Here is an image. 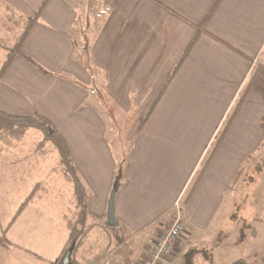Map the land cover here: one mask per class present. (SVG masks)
Returning <instances> with one entry per match:
<instances>
[{"label":"crops","instance_id":"0c3cea01","mask_svg":"<svg viewBox=\"0 0 264 264\" xmlns=\"http://www.w3.org/2000/svg\"><path fill=\"white\" fill-rule=\"evenodd\" d=\"M260 65L264 0H0V112L51 121L88 188L90 211L102 218L89 217L73 264H139L179 198L177 256L198 250L195 264H218L232 252L231 188L247 158L264 150V102L248 88ZM117 114L132 128L120 160L107 136ZM5 163L0 202H16L0 221L12 243L0 244V264H55L69 241L64 217L74 194L53 215L44 193L29 190L39 180ZM22 181L28 187L17 195ZM117 182L119 225L111 228Z\"/></svg>","mask_w":264,"mask_h":264},{"label":"rangeland","instance_id":"374dc122","mask_svg":"<svg viewBox=\"0 0 264 264\" xmlns=\"http://www.w3.org/2000/svg\"><path fill=\"white\" fill-rule=\"evenodd\" d=\"M110 118L112 120H108L107 122V136L115 150L116 159L120 160L121 154L118 150L121 151V148L118 145L124 142V148L127 150L130 148L129 142L125 143V141L128 138V133L131 131L130 129H132L131 122H127L121 114L111 116ZM22 134L23 130L16 131L10 137L11 145L0 142V177H2L0 188L4 189L8 187L6 185L7 181L4 180V176H7L8 173L7 168L5 169V165L7 166L5 162H17L14 165L16 167L21 166L22 171L28 173V182H30V177L34 176V178L39 180V187L37 188L32 185L29 187V190L33 187L34 189L31 193L41 194L43 192L46 196L43 203L54 215L61 210V204L66 203L68 199H72L73 186L60 170L59 155L55 148L50 143H46L44 148H39V143L43 140L42 134L34 129L29 130L23 137H21ZM9 146L18 147L10 150L7 148ZM257 167L263 168V171L258 172ZM244 169V173L241 175L239 181L234 183L231 188V194L235 195L236 199L231 212V214L233 213V217L227 223L229 229L234 234L230 244H234L235 248H226L232 252L228 256L224 255L221 258L219 256L220 262L218 264H227L229 259L238 258L246 259L249 262L248 264H255V258H251L254 255H258L257 259L261 263L264 262V150L249 156ZM118 171L119 176V167ZM27 187L22 181V186L17 195L23 194L24 188L26 189ZM12 199L1 200L0 221L6 222L10 217V211L16 202V200ZM8 205H13L11 210L8 208ZM167 222H164V227H167L169 224ZM94 237L95 232L92 231L89 239L93 241ZM88 244H90L89 241H87ZM226 249L223 248L220 253H224ZM197 264L208 263L204 259L199 258Z\"/></svg>","mask_w":264,"mask_h":264},{"label":"trees","instance_id":"16d2710c","mask_svg":"<svg viewBox=\"0 0 264 264\" xmlns=\"http://www.w3.org/2000/svg\"><path fill=\"white\" fill-rule=\"evenodd\" d=\"M197 40H198V36H196L192 41V43L190 44L183 59L186 58L190 49L193 47V45L196 43ZM85 51L86 52L88 51L87 45L85 46ZM13 59H14V52H11L8 61L4 66L3 71L6 70V68L12 62ZM248 88L259 94L264 102V65H260L256 68L254 74L252 75L249 81ZM261 128L264 131V117L261 121ZM31 129L40 132L43 136V140L39 143V148L41 147L44 148L46 143H50L58 152L60 170L63 176L67 178L69 183L73 186L74 208L73 209L69 208L68 213L64 217L66 226L70 232L69 241L63 255L61 256V258L58 259L57 262H55V264H62L63 257L67 252V250L70 249L71 246L73 245L75 247L78 241L86 234L87 221L89 217H95L96 219H100V220L102 218L93 214L90 211L88 188L83 181L82 175L78 167L75 165V162L72 158V155L69 151V148L64 138L60 135L58 130L53 126L51 121H49L47 118L37 113L31 117H17L0 112V142L11 145L12 142L10 140V137L13 136L16 133V131L23 130V134L21 136L23 137ZM125 157L127 158V154L125 155ZM124 163H125L124 161L120 163L119 165L120 170L123 169ZM262 169L263 168L261 167H257L258 172H262L263 171ZM244 170H245L244 168H241L239 170V172L235 177L234 183H237L239 181L241 175L244 173ZM36 187L38 188L39 185H36ZM30 199H32V197L29 198L27 202H25V204L21 206L13 221H15L18 215H20L22 210L29 203ZM13 221L11 223H13ZM7 229L3 230L0 234V244L8 249L12 246V243L7 237ZM198 253H200L198 250H189L182 256L181 258L182 263L195 264V257ZM202 253L205 255L207 259L212 260L211 254H209V252L203 251ZM251 258L257 259L258 255H254ZM71 264H73L72 260H71ZM232 264H248V262L246 259H238L235 260Z\"/></svg>","mask_w":264,"mask_h":264},{"label":"built area","instance_id":"2783aa9c","mask_svg":"<svg viewBox=\"0 0 264 264\" xmlns=\"http://www.w3.org/2000/svg\"><path fill=\"white\" fill-rule=\"evenodd\" d=\"M175 209L173 218L147 248L139 264H183L176 254V248L185 231L182 219L183 204L180 198L175 202Z\"/></svg>","mask_w":264,"mask_h":264},{"label":"water","instance_id":"95a60500","mask_svg":"<svg viewBox=\"0 0 264 264\" xmlns=\"http://www.w3.org/2000/svg\"><path fill=\"white\" fill-rule=\"evenodd\" d=\"M118 189V182L114 185L113 191L111 193L110 196V200H109V204H108V213H107V222L106 225L114 228V227H118L119 222L116 218L115 215V194L117 192ZM74 245L71 246L70 249L67 250V252L65 253L63 260H62V264H71V257H72V253L74 250Z\"/></svg>","mask_w":264,"mask_h":264}]
</instances>
